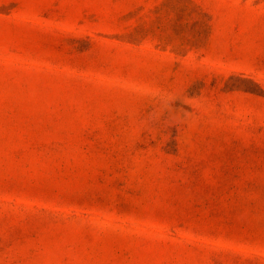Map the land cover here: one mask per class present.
<instances>
[{
  "label": "rangeland",
  "instance_id": "obj_1",
  "mask_svg": "<svg viewBox=\"0 0 264 264\" xmlns=\"http://www.w3.org/2000/svg\"><path fill=\"white\" fill-rule=\"evenodd\" d=\"M0 264H264V0H0Z\"/></svg>",
  "mask_w": 264,
  "mask_h": 264
}]
</instances>
